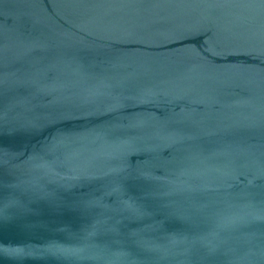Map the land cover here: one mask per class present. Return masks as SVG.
<instances>
[{"label": "water", "instance_id": "95a60500", "mask_svg": "<svg viewBox=\"0 0 264 264\" xmlns=\"http://www.w3.org/2000/svg\"><path fill=\"white\" fill-rule=\"evenodd\" d=\"M0 264H264V0H0Z\"/></svg>", "mask_w": 264, "mask_h": 264}]
</instances>
